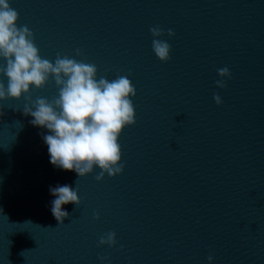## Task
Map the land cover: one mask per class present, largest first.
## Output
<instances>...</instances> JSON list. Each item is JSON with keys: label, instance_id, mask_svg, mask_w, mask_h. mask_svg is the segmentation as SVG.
<instances>
[{"label": "water", "instance_id": "1", "mask_svg": "<svg viewBox=\"0 0 264 264\" xmlns=\"http://www.w3.org/2000/svg\"><path fill=\"white\" fill-rule=\"evenodd\" d=\"M8 3L42 58L126 76L136 95L135 124L118 137L124 168L100 181L96 167L79 178L50 163L49 130L30 123L23 96L0 101V264H264V0ZM155 26L167 62L152 51ZM57 94L51 77L29 91ZM57 185L80 200L62 205L59 225ZM108 232L116 243L98 246Z\"/></svg>", "mask_w": 264, "mask_h": 264}, {"label": "clouds", "instance_id": "2", "mask_svg": "<svg viewBox=\"0 0 264 264\" xmlns=\"http://www.w3.org/2000/svg\"><path fill=\"white\" fill-rule=\"evenodd\" d=\"M18 12L10 7L8 0H0V74L7 84L0 81V101L25 100L24 114L30 115L34 127L46 128L48 135L43 141L48 147L50 163L61 170L75 171L79 178L89 174L94 167L100 169L97 181L107 173L113 177L122 172L121 147L118 137L126 126L135 124V109L131 97L136 89L126 76L117 75L108 80L101 76L97 80L94 64L77 61L57 53L55 62L42 58L34 43L33 33L26 26H17ZM152 51L161 62L170 59V45L158 39L163 33L159 26L149 29ZM168 36L174 35L171 29ZM80 55V50H76ZM216 86L224 88V78H230L228 68L217 69ZM54 80L58 94L51 101L38 97L34 101L29 95L30 87L43 88ZM217 105L222 103L218 94L213 95ZM55 197L51 214L58 225L69 216L62 205L73 203L79 206L77 190L69 185L50 187ZM94 218L99 219L98 214ZM116 243L115 233L108 232L98 240V246ZM104 260L106 257H99ZM213 259L208 257L209 262Z\"/></svg>", "mask_w": 264, "mask_h": 264}]
</instances>
